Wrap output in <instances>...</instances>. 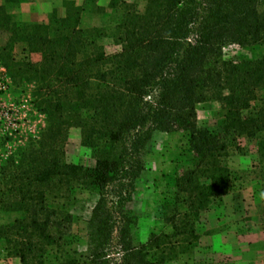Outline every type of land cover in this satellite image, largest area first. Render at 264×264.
<instances>
[{"label":"trees","instance_id":"16d2710c","mask_svg":"<svg viewBox=\"0 0 264 264\" xmlns=\"http://www.w3.org/2000/svg\"><path fill=\"white\" fill-rule=\"evenodd\" d=\"M26 1L0 0V33L8 35L0 62L15 87L34 85L46 127L0 165V212L16 215L0 225V238L21 264H48L54 247L53 264H107L113 249L115 264H200L189 261L198 226L238 179L231 154L264 134V0H146L143 11L109 0L111 23L89 28L86 12L107 11L99 0H66L65 15L54 9L49 22L20 19ZM205 102L220 105L221 131L200 126ZM73 128L92 166L67 161ZM155 132L183 134L189 167L169 180L168 229L136 243L128 204ZM256 158L264 181V139ZM85 194L96 198L89 249L73 252L70 208Z\"/></svg>","mask_w":264,"mask_h":264},{"label":"rangeland","instance_id":"374dc122","mask_svg":"<svg viewBox=\"0 0 264 264\" xmlns=\"http://www.w3.org/2000/svg\"><path fill=\"white\" fill-rule=\"evenodd\" d=\"M64 1L66 0H27L22 3L16 13L26 22H49L54 9L59 16L65 15ZM81 5L84 0H73ZM144 10L146 0H129ZM109 0H99L98 5L106 8V13L86 12L83 16V27H105L113 20L107 9ZM8 39L7 33H0V46ZM108 52H113L115 46L106 43ZM237 48L227 50L228 54L238 57ZM19 54V51H17ZM1 63V62H0ZM34 85L15 87L13 85V99L20 107V112L26 117L22 129V136L18 140H8L11 148L4 140L0 144V159L16 153L17 149L26 146L31 140L39 139L46 127V116L35 105L33 97ZM200 126L208 127L217 132L224 126V117L220 105L216 102L200 103L197 106ZM264 134L254 140H241L242 150L231 154L229 165L237 174L235 189L224 198L223 205L205 214L203 223L198 226L200 235L199 247L189 258L190 263L200 264H264V181L258 178L257 145ZM185 138L182 133L165 134L155 132L149 152L143 156L146 170L136 183L133 200L128 204L129 209L138 218V224L133 235L136 243L146 242L152 232L168 229L164 220V197L171 193L169 180L182 175L187 168L188 157L184 155ZM12 152V153H11ZM67 161L75 164L92 166L95 162L91 154L82 146L78 129H71L66 147ZM1 161V163H2ZM78 203L70 208L73 216L70 234L76 241L71 250L87 253L88 222L96 203V198L89 195H78ZM15 214L0 212V225L13 221ZM253 242V245L251 243ZM57 247L50 249L48 264L55 262ZM120 254L113 249L108 252L107 264H115ZM185 261V260H183ZM0 264H21L12 255L10 246L0 238Z\"/></svg>","mask_w":264,"mask_h":264},{"label":"built area","instance_id":"2783aa9c","mask_svg":"<svg viewBox=\"0 0 264 264\" xmlns=\"http://www.w3.org/2000/svg\"><path fill=\"white\" fill-rule=\"evenodd\" d=\"M13 81L10 78L6 67L0 63V144L6 141V146L11 148L8 140H18L22 136V129L26 117L20 112V107L13 99ZM12 153V152H11ZM0 159V165H1Z\"/></svg>","mask_w":264,"mask_h":264},{"label":"clouds","instance_id":"9594fccd","mask_svg":"<svg viewBox=\"0 0 264 264\" xmlns=\"http://www.w3.org/2000/svg\"><path fill=\"white\" fill-rule=\"evenodd\" d=\"M146 100H151V96L145 97Z\"/></svg>","mask_w":264,"mask_h":264},{"label":"crops","instance_id":"0c3cea01","mask_svg":"<svg viewBox=\"0 0 264 264\" xmlns=\"http://www.w3.org/2000/svg\"><path fill=\"white\" fill-rule=\"evenodd\" d=\"M251 245H253V242L251 243Z\"/></svg>","mask_w":264,"mask_h":264}]
</instances>
